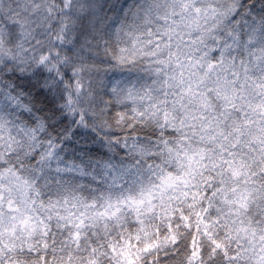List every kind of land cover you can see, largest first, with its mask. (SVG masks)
<instances>
[{
	"label": "snow or ice",
	"instance_id": "6c2138e0",
	"mask_svg": "<svg viewBox=\"0 0 264 264\" xmlns=\"http://www.w3.org/2000/svg\"><path fill=\"white\" fill-rule=\"evenodd\" d=\"M0 264H264V0H0Z\"/></svg>",
	"mask_w": 264,
	"mask_h": 264
}]
</instances>
